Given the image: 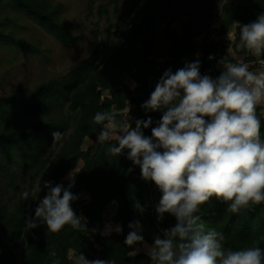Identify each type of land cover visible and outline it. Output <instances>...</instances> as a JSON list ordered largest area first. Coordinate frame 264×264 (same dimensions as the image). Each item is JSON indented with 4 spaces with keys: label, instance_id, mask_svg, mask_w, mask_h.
Returning <instances> with one entry per match:
<instances>
[{
    "label": "trees",
    "instance_id": "1",
    "mask_svg": "<svg viewBox=\"0 0 264 264\" xmlns=\"http://www.w3.org/2000/svg\"><path fill=\"white\" fill-rule=\"evenodd\" d=\"M5 1L13 11L22 13L51 34L63 48L73 49L83 40L82 34L69 32L68 22L61 16L62 3L0 0V5ZM214 7L213 0H133L129 18L122 21L116 47L104 62L100 60L103 44L98 43L89 58L67 74L38 84L31 93L19 87L9 94L0 95V119H8L15 111L32 116V120L17 129H0V177H7L6 186L13 191L19 190L20 182L22 193H30L27 200L21 194L14 206L10 205V199L0 194V264H53L54 260H59L60 264H74L69 251L77 257L83 253L87 260L152 264L144 253L130 255L140 243L130 248L124 241L131 231L128 225L134 221L142 225L140 234L149 246L154 243L155 236L163 238L162 230L175 226L176 219L171 214L165 213L164 222L159 226L149 211L147 204L152 200L151 187L156 193L157 203L161 192L153 182L141 178L140 167L127 158V150L120 156L108 154V148L117 145L118 140L95 143L84 151L81 146L84 139L98 141L103 125L93 124L97 112L114 113V123L119 125L124 122L122 111L128 106L133 107L134 120L130 124L133 128L136 120L152 118L153 124L143 129L144 135L151 137V129L161 119L162 112L146 113L141 105L149 99L165 70L171 68L174 73L186 62L199 59V54L201 75L216 78L222 71L218 61L227 57L237 63L227 52V47L225 50L219 48V41L235 24L233 39L238 44L241 25L255 21L264 13V0H230L218 20V42L209 41L215 19ZM181 18L184 20L180 32L165 29L164 37L156 43L160 26ZM199 37L202 40L197 46L193 39ZM0 40L31 47L14 35L4 33L2 24ZM228 45L229 42L226 43ZM240 51L246 52L244 49ZM210 55L214 57L211 60ZM252 61V56H245L244 63ZM123 73L135 83L134 89L122 81ZM104 91H110L112 97L104 96ZM52 105L66 106L68 115L41 117ZM261 109L257 108V114L261 119V138L264 139V111ZM54 131L63 134L55 146ZM79 160L84 164L73 175L70 184L74 182L71 191L78 197L72 202V207L78 216L84 218L81 221L84 227L74 229L65 225L57 233L48 231L45 224L28 229L27 223L34 217L35 208L47 192L42 188L40 193L33 194L36 182L40 181L42 186L45 181L63 185L62 179L71 169V164ZM80 192L86 193L88 200L81 199ZM106 206L115 209L113 219L122 227L121 233L102 234L101 214ZM137 206L140 208L135 211ZM226 209L227 205L213 197L201 206L197 215L206 229L223 233L225 249L239 250L256 242L264 249V202L250 205L235 214ZM53 251L57 253L56 257L51 256Z\"/></svg>",
    "mask_w": 264,
    "mask_h": 264
},
{
    "label": "clouds",
    "instance_id": "2",
    "mask_svg": "<svg viewBox=\"0 0 264 264\" xmlns=\"http://www.w3.org/2000/svg\"><path fill=\"white\" fill-rule=\"evenodd\" d=\"M237 48L256 57L264 54V13L241 25ZM218 64L222 71L216 78L201 75L198 58L174 73L171 68L165 70L141 105L146 113L162 112L151 137L143 132L153 124L150 116L136 120L134 128L127 120L118 125V144L108 148L111 156L127 150V158L140 167L141 178L153 182L161 192L156 205L158 221L165 213L176 219L175 226L162 230L163 238L155 236L151 246L144 245L152 264H264V249L259 242L239 250L225 249L223 233L206 229L197 215L213 197L234 214L264 202V139L257 114L258 106L264 105V71H249L247 63H233L227 57ZM114 121L115 114L109 111L94 115L93 124L103 125L98 143L111 139L110 125ZM62 135L60 131L52 133L53 146ZM73 186L74 182L65 188L51 181L42 186L37 181L32 193H40L42 188L47 192L27 223L28 229L45 224L48 231L57 233L65 225L84 227V218L72 207L78 199L71 191ZM29 195L24 191L22 198L27 200ZM128 227L131 231L125 245L132 248L144 244L140 222H131ZM114 231L119 234L122 227L117 225ZM138 251L133 248L130 255ZM56 255L55 251L51 253L52 257ZM53 264L60 262L54 260ZM76 264L114 262L87 260L81 253Z\"/></svg>",
    "mask_w": 264,
    "mask_h": 264
},
{
    "label": "rangeland",
    "instance_id": "3",
    "mask_svg": "<svg viewBox=\"0 0 264 264\" xmlns=\"http://www.w3.org/2000/svg\"><path fill=\"white\" fill-rule=\"evenodd\" d=\"M133 0H52L55 3H62V19L68 22V30L73 34H82L83 40L79 42L73 49L67 50L63 48L53 36L43 30L30 18L20 12L13 11L8 2L0 5V24L4 33L14 35L17 40L27 42L31 45L27 48L21 44L14 45L9 40H0V95H6L17 88L21 87L26 93H31L33 89L41 83L48 80L67 74L72 68L78 66L83 61L87 60L91 55L96 44H103L100 60L104 62L105 58L110 55L116 47L117 35L120 33L122 21L129 18V7ZM215 2L212 36L209 38L211 42L220 40L218 35V20L223 15V7L230 0H213ZM119 10V13L117 12ZM184 18L170 23L162 24L157 32L156 43L165 35V29L180 32L181 22ZM235 24L231 27L230 32L219 41V48L227 50V52L239 62H244L247 55L252 56V62H249V71L260 72L264 71V58L253 56L246 50L243 54L233 36L235 32ZM202 37L193 39V42L199 46ZM229 45L226 46V43ZM162 62L163 60H158ZM123 82L135 88V83L131 78L123 73L120 77ZM156 86V85H155ZM104 96L112 97L110 91H104ZM261 111H264V105L258 106ZM133 107L128 106L122 111L124 121L131 124L134 120L132 116ZM68 112L66 106L52 105L48 111L41 117H64ZM32 120V116L21 112H11L8 119H0V129L14 128L17 129L23 126L26 122ZM112 137L109 140H118L119 130L118 125L113 123L110 125ZM67 137H65L66 139ZM98 143V141H90L84 139L81 149L84 151L89 146ZM1 159V158H0ZM84 162L79 160L71 164V169L62 179L63 186L70 184L73 175L79 171ZM7 177H0V194L3 193L5 199H10V205L14 206L22 194V183L19 182L20 188L18 191H13L6 185ZM151 202L148 208L154 216L156 222L160 226L164 220L158 221L156 212L157 197L154 189L151 187ZM80 198L88 200L86 193L80 192ZM138 211V208H135ZM115 209L111 206H106L101 214L103 225L102 234L110 235L115 232L117 224L114 221ZM109 226L111 230H109ZM116 233V232H115ZM145 244H139L137 253L147 255ZM148 256V255H147ZM149 257V256H148ZM69 258L76 264L78 257L74 252L69 251ZM150 259V258H149ZM152 263V262H151Z\"/></svg>",
    "mask_w": 264,
    "mask_h": 264
},
{
    "label": "built area",
    "instance_id": "4",
    "mask_svg": "<svg viewBox=\"0 0 264 264\" xmlns=\"http://www.w3.org/2000/svg\"><path fill=\"white\" fill-rule=\"evenodd\" d=\"M226 36V35H225ZM224 38V37H223ZM233 38H234V36H233ZM198 57H199V59H200V55L198 54ZM200 61V60H199Z\"/></svg>",
    "mask_w": 264,
    "mask_h": 264
},
{
    "label": "bare ground",
    "instance_id": "5",
    "mask_svg": "<svg viewBox=\"0 0 264 264\" xmlns=\"http://www.w3.org/2000/svg\"><path fill=\"white\" fill-rule=\"evenodd\" d=\"M144 244H146V243H144ZM146 245H148V244H146ZM149 246V245H148Z\"/></svg>",
    "mask_w": 264,
    "mask_h": 264
},
{
    "label": "crops",
    "instance_id": "6",
    "mask_svg": "<svg viewBox=\"0 0 264 264\" xmlns=\"http://www.w3.org/2000/svg\"><path fill=\"white\" fill-rule=\"evenodd\" d=\"M238 63V62H237ZM258 73V72H257Z\"/></svg>",
    "mask_w": 264,
    "mask_h": 264
}]
</instances>
